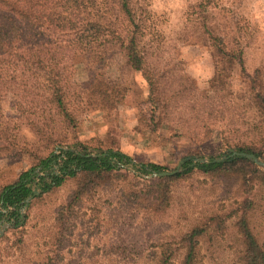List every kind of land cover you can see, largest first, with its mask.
<instances>
[{"label": "trees", "instance_id": "16d2710c", "mask_svg": "<svg viewBox=\"0 0 264 264\" xmlns=\"http://www.w3.org/2000/svg\"><path fill=\"white\" fill-rule=\"evenodd\" d=\"M136 5L137 0H0V87L7 85L19 93L22 114L36 116L35 131L75 129V117L69 107L71 83L63 64L67 56H80L84 61L86 98L99 102L104 108L113 107L126 88L120 73L113 77L104 75L106 67L115 63L113 57L116 55L120 56L118 62L123 68L140 72L146 81L148 94L143 102L153 110L152 116L160 112L166 115L168 106L176 104L174 99L183 94L190 101L195 99L188 104L191 115L184 119L178 117L176 127L192 122V126L206 131L208 125L224 118L226 110L220 103L227 101L234 103L231 113L237 120L243 114L247 117L248 110L253 113L251 120H257L256 123L262 125L260 128H264V70L262 67L252 71L246 69L243 49L239 42L230 46L225 41L226 29H218L217 33L216 27L205 25L201 38L218 54L221 65L237 66L241 87L234 90L229 86L228 73L217 62L214 75L200 90L198 102L201 106L196 109L199 88L184 70L179 69L176 77L171 75L177 87L170 94L165 90L163 79L168 74L167 68L150 60L149 51L153 47L145 39L146 19L138 13ZM172 66L170 71L178 65ZM4 126L0 121V131ZM176 127L173 130L179 131ZM225 127H230L227 131H238L232 122ZM47 138L49 143L63 144L72 137L50 134ZM218 139L220 148L236 147L238 151L264 158V133L249 143L224 136ZM79 144L74 135L66 148L54 147L44 156L35 155L32 167L22 171L14 182L1 187L0 218L9 219L13 225H22L27 215H21L20 210L27 197L32 196L30 207L36 199L52 193L67 180H73L75 186L63 209L71 211L83 197H90L99 187L117 181L120 196L116 195L115 201L125 203L129 215L141 211L146 218L161 219L174 205L175 185L199 175L211 181V189L215 190L218 185V192L230 193L228 199L236 194L240 198L239 191L246 195L239 200L232 199L228 208L199 212L186 228L178 229L159 244L153 264H172L176 255H180L178 264H204L203 245L207 244L210 250L228 222L235 228L241 244L230 264H264V241L258 238L253 224L261 198L259 192L264 193V174L250 159L233 155L219 161L210 157L204 162L198 157L187 156L181 172L142 180L139 174L124 167L131 160L119 150L110 148L91 155L84 148L77 151ZM2 151L13 152V155L26 152L0 133ZM133 169L146 175L165 170L155 163L140 164ZM21 240L20 237L18 241Z\"/></svg>", "mask_w": 264, "mask_h": 264}, {"label": "rangeland", "instance_id": "374dc122", "mask_svg": "<svg viewBox=\"0 0 264 264\" xmlns=\"http://www.w3.org/2000/svg\"><path fill=\"white\" fill-rule=\"evenodd\" d=\"M136 6L138 13L146 19L145 39L153 47L149 51L150 60L167 68L164 67L168 74L163 79V86L168 94L177 87L173 77L182 69L195 80L199 88L196 102L200 101V90L214 75L217 62L220 67H225L229 86L234 90L241 87L237 66L221 65L218 54L201 38L205 25L216 27L217 33L218 29H226L225 41L230 46L239 42L247 70L256 67L264 70V0H137ZM113 59L115 63L106 67L104 75L113 77L120 73L126 88L113 107L104 108L84 94L87 72L83 59L80 56L64 58V68L71 83L69 107L75 117L74 131H35L36 116L22 114L19 93L7 85L0 87V121L5 125L0 133L26 151L15 155L9 151L0 152V189L32 167L35 155L44 156L54 147L66 148L74 135L80 144L72 149L80 151L84 148L90 154L110 148L119 150L131 160L124 167L147 180L155 177L139 173L133 166L155 163L163 166L164 171H170L187 156L219 157L228 149L238 150L236 147L220 148L218 136L249 143L264 133V128H260L262 125L251 120V111L247 110L249 118L243 114L237 120L231 113L234 103L227 101L220 103L226 110L224 118L208 125L206 131L192 126V122L176 127L178 117L184 119L191 115L188 104L195 99L190 101L183 94L174 99L176 104L168 106L166 115L160 112L152 116L153 110L143 102L148 86L141 73L123 68L118 62L121 60L119 55ZM174 63L178 66L170 71ZM200 106L198 102L196 109ZM229 122L238 131H227L230 127L225 126ZM175 127L179 131H174ZM223 129L226 131H221ZM50 134L72 138H67L63 144H52L47 138ZM257 157L264 162V158ZM255 166L264 174V169ZM74 186L73 180H67L63 186L36 199L28 207L31 198L20 210L21 215H27L22 225H13L9 219L0 218V229H3L0 230V264H153L159 244L178 229L186 228L199 212L228 208L232 199L239 200L246 195L239 191L240 198L236 194L228 199L230 193L218 192V185L213 190L211 181L194 175L175 185L174 205L168 208L167 214L161 219L155 216L149 219L141 211L131 216L125 203H116L115 196H120L117 181L99 187L90 197H83L72 212L63 209ZM259 195L253 224L258 238L264 241V193L259 192ZM240 246L238 234L228 222L224 233L212 242L210 250L207 244L203 245V263L230 264ZM179 256H175L172 264H178Z\"/></svg>", "mask_w": 264, "mask_h": 264}, {"label": "water", "instance_id": "95a60500", "mask_svg": "<svg viewBox=\"0 0 264 264\" xmlns=\"http://www.w3.org/2000/svg\"><path fill=\"white\" fill-rule=\"evenodd\" d=\"M91 155H95V154H91ZM233 155H237V156H242L245 157L247 159H250L251 161H253L259 168L264 169V162L257 157L255 154L253 153H247V152H241L236 150L235 148H231L228 149L227 152H225L224 154H222L219 157H215V161H219V160H224L225 158L229 157V156H233ZM209 158H199L200 161H204L207 162ZM184 160L182 159L179 164L177 165V167L173 170L170 171H160V172H152L148 175V177H166V176H172L178 172L182 171V164H183ZM144 177L146 175H143ZM32 198V196L27 197V199L25 200V204L23 207H26L29 200ZM1 232L3 229H0Z\"/></svg>", "mask_w": 264, "mask_h": 264}]
</instances>
